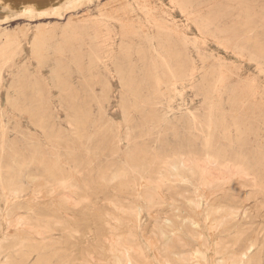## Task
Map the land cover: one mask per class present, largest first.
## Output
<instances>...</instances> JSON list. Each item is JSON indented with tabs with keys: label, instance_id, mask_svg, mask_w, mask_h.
<instances>
[{
	"label": "rangeland",
	"instance_id": "obj_1",
	"mask_svg": "<svg viewBox=\"0 0 264 264\" xmlns=\"http://www.w3.org/2000/svg\"><path fill=\"white\" fill-rule=\"evenodd\" d=\"M4 165L0 264H264V0H0Z\"/></svg>",
	"mask_w": 264,
	"mask_h": 264
},
{
	"label": "bare ground",
	"instance_id": "obj_2",
	"mask_svg": "<svg viewBox=\"0 0 264 264\" xmlns=\"http://www.w3.org/2000/svg\"><path fill=\"white\" fill-rule=\"evenodd\" d=\"M258 57H261V54L258 53V56L256 58ZM225 134L227 137H229L228 133ZM212 144H213V136L211 130L204 135L203 147L201 149V152L205 155L204 159L199 161L197 159L184 157L178 159L176 162L170 165L168 164L169 168L173 171L172 176L181 181H184L183 174L188 173L189 175L192 176H198L200 183L203 185H207L213 182L214 180H217L218 182L217 185L221 187L226 183H231V182L233 183L234 181H236V178L243 179L249 175V173L247 172L248 170L247 162L241 153L231 150V153L234 156L230 157L229 159L226 157V153L230 152V150H227L225 147L212 148L213 146ZM187 152H190V150ZM9 170H10L9 166L7 165L0 166V171H1L0 184L5 185L7 183L3 178L4 175L10 174ZM65 184L66 181L62 183H58V185H65ZM124 251H125V256L127 258V262L131 263L129 250L124 247Z\"/></svg>",
	"mask_w": 264,
	"mask_h": 264
}]
</instances>
